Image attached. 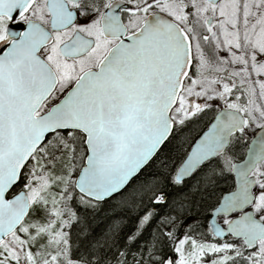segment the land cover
Masks as SVG:
<instances>
[{
  "label": "snow or ice",
  "instance_id": "6c2138e0",
  "mask_svg": "<svg viewBox=\"0 0 264 264\" xmlns=\"http://www.w3.org/2000/svg\"><path fill=\"white\" fill-rule=\"evenodd\" d=\"M0 264H264V0H0Z\"/></svg>",
  "mask_w": 264,
  "mask_h": 264
},
{
  "label": "water",
  "instance_id": "95a60500",
  "mask_svg": "<svg viewBox=\"0 0 264 264\" xmlns=\"http://www.w3.org/2000/svg\"><path fill=\"white\" fill-rule=\"evenodd\" d=\"M13 27H18V26L13 25Z\"/></svg>",
  "mask_w": 264,
  "mask_h": 264
}]
</instances>
